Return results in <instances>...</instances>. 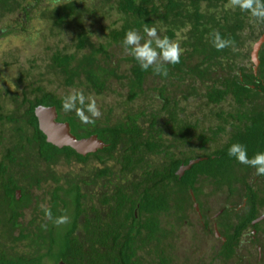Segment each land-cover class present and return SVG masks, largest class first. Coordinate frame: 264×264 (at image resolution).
Returning <instances> with one entry per match:
<instances>
[{"label": "trees", "instance_id": "1", "mask_svg": "<svg viewBox=\"0 0 264 264\" xmlns=\"http://www.w3.org/2000/svg\"><path fill=\"white\" fill-rule=\"evenodd\" d=\"M226 4L228 0H0V24L6 23L0 38L28 33L34 22L43 25L42 35L75 33L71 51L58 45L45 48L43 73H20L13 89H0V264H264V244L252 239L253 230L264 234V222L252 225L264 214V176L227 154L237 142L247 146L250 158L264 152V87L236 64L248 61L251 46L264 35V22ZM111 12L118 19L102 28L107 30L103 41L93 42L85 21L96 22ZM144 24L184 49L179 64L167 65L166 78L142 71L129 55L120 56L126 32L142 33ZM183 31V39H177ZM213 31L234 40L235 50L217 51ZM259 61L258 75L264 78V41ZM45 73L60 78L64 94L48 88L52 81L42 84ZM112 80L127 89L126 100L117 106L101 103L102 116L94 124L63 111L62 97L70 90L105 100ZM147 83L154 87L146 89ZM140 97L159 104L117 111ZM227 102L231 112L220 108ZM189 104L194 112L187 111ZM39 106L54 107L56 121L68 124L76 139L94 135L106 147L83 157L69 147L48 144L34 114ZM196 159L202 160L176 175ZM73 162L81 166L80 173H56L58 165ZM214 192L226 208L218 219L225 242L205 231L182 241L180 229L192 227L186 214L191 194L203 211ZM235 197L238 204L245 199L242 210L228 208ZM41 204L51 208L54 218L67 210L71 222L54 226L44 218ZM199 236L213 244L208 254ZM243 238L254 247L246 255L239 252ZM177 244L194 247V258L180 260Z\"/></svg>", "mask_w": 264, "mask_h": 264}, {"label": "rangeland", "instance_id": "2", "mask_svg": "<svg viewBox=\"0 0 264 264\" xmlns=\"http://www.w3.org/2000/svg\"><path fill=\"white\" fill-rule=\"evenodd\" d=\"M118 19V16L116 13L111 12L108 16H103L98 19L96 22H87L85 21L84 27L91 32V40L93 42H100L104 40V35L107 33L106 27L112 25V23ZM2 24H6L3 22ZM0 24V27L2 26ZM33 27L29 29L28 33H19L17 35H9L3 38H0V89H13V82L15 79L20 75V73H24V76H27V73L30 74L31 76L37 75L38 73H43L45 71V64L46 60L43 61L46 56L47 52L45 48L47 46H53V45H58L59 48L62 47H67L69 51H71L74 45V38H75V33L68 31L66 33H61L56 37H50L48 35H45L41 33L43 30V25L34 22ZM102 28H105L104 30ZM185 31L178 33L177 34V39H183L182 34ZM42 35V36H41ZM117 52V50H116ZM119 52V51H118ZM122 58L123 56L125 57V53H121L120 55ZM118 56L116 55V58ZM35 63V64H32ZM37 67H36V66ZM123 68H126V65L122 63ZM35 68V69H34ZM50 81L53 82V85L48 86V88L53 89L56 91L58 95L64 94V89L59 87V83L61 82L60 78L53 77L49 73H45L43 77H41V82L43 85H47ZM113 85L111 93L105 97V100H97V104L100 108L101 103L106 106L112 105V106H117L120 105L122 102L124 103L126 100V93L127 89L122 88L117 81L112 80ZM154 84L147 83L146 84V89L148 88H153ZM122 96V97H120ZM104 101V102H103ZM152 104L151 101L146 98V97H140L137 100H135L132 103H128L125 108V106H120L117 111L119 113H122L123 110H136V109H147L148 105ZM158 101H155L152 104V108H157ZM193 106L194 104H189V107L187 108L189 112H194L193 111ZM187 112V113H189ZM200 115V114H199ZM201 119L204 118L201 114ZM55 171L57 174L61 175H69V176H74L81 171V166L78 164H71V165H58L55 168ZM51 185V183H48ZM220 198H218L219 200ZM215 201V200H214ZM219 201H216V206L219 207L221 204L218 203ZM30 218V216L27 214L25 217V220L27 221ZM192 226L195 227V224H192ZM195 233L193 232V227L188 228V227H182L179 232V237L180 239L186 240V239H192ZM201 234V233H200ZM200 237V236H199ZM248 238V236H247ZM181 240L179 242H181ZM199 240V238H198ZM256 240V238H255ZM200 241L202 243V251H206L207 254L212 248L213 244L210 242H207L204 237H200ZM242 246L241 250H239L240 253L243 255H246V250H250L251 247H253L249 242L245 241L243 238L242 240ZM249 241V240H248ZM260 244H264V234L259 237ZM3 242L0 239V243ZM9 243V242H6ZM185 243V242H183ZM209 243V244H208ZM9 245V244H8ZM179 248L181 249L177 251V256L179 257L180 260H183L185 258H194L193 253L195 252L194 247L192 248L190 245L186 246L183 248L180 244ZM211 247V248H210ZM19 248V247H18ZM254 248V247H253ZM200 250V249H199ZM198 257V256H196ZM195 257V258H196ZM196 260V259H194ZM245 261V260H244ZM247 264V261H245Z\"/></svg>", "mask_w": 264, "mask_h": 264}, {"label": "clouds", "instance_id": "3", "mask_svg": "<svg viewBox=\"0 0 264 264\" xmlns=\"http://www.w3.org/2000/svg\"><path fill=\"white\" fill-rule=\"evenodd\" d=\"M225 8H239L241 12L250 13L255 20L264 22V0H228ZM210 35L217 51L229 47L235 50L234 40L223 39L219 31H213ZM121 43L125 54L134 58L142 71L151 69L155 75L165 78L169 74L167 65L179 64L184 53L177 41L167 35L161 36L157 27H149L148 24H144L142 33L136 29L128 30ZM62 109L65 113L74 111L85 125L94 124L102 116L96 99L91 95L86 96L82 89H72L62 97ZM227 154L238 163L254 168L255 175L264 176V152H258L250 158L247 146L237 142L228 148ZM40 207L44 218L56 227L71 222L67 210H62L63 214L54 218L50 207L43 204ZM42 228L47 229V224H43Z\"/></svg>", "mask_w": 264, "mask_h": 264}, {"label": "water", "instance_id": "4", "mask_svg": "<svg viewBox=\"0 0 264 264\" xmlns=\"http://www.w3.org/2000/svg\"><path fill=\"white\" fill-rule=\"evenodd\" d=\"M263 41L264 37H262L253 47L251 61L254 65H258V51ZM34 114L38 121V129L45 136L46 142L56 148L61 149L63 147H69L76 154L86 156L87 154H93L97 150L106 147V145L94 135L86 139H76L70 134L68 124L56 121L57 114L54 107L39 106L35 109ZM201 160L202 159L192 160L186 166H181L176 172V175L179 177L183 176L185 171H188L194 164H197ZM16 195V198L19 199L20 192L16 191ZM263 218L264 216L253 221L252 225L259 222ZM216 235L218 237V233H216ZM58 264L63 263L60 262Z\"/></svg>", "mask_w": 264, "mask_h": 264}, {"label": "flooded vegetation", "instance_id": "5", "mask_svg": "<svg viewBox=\"0 0 264 264\" xmlns=\"http://www.w3.org/2000/svg\"><path fill=\"white\" fill-rule=\"evenodd\" d=\"M262 37H264V35ZM260 39L257 40L251 46V49L249 50V59H248V61L247 60L243 61V63L236 62V64L239 66V68H243L244 67V69H245L244 73H248L249 71H251V74L254 77L257 78V81H259V84H261L264 87V78L260 77V74L258 75V70H259V66H260L259 52L261 50V46H260L259 51H258V65H254L252 63V61H251V53H252L253 47L258 41H260ZM262 43H261V45H262ZM220 72H223V71H220ZM239 73H242V72L239 71L238 74ZM240 81L242 82V78H240ZM229 102H227L225 105L223 103L222 105H220V108L222 107L223 110H225L227 112H231L232 108L229 105ZM216 122H218V120H214V123H216ZM227 128H228V131H230L229 130L230 127H227ZM88 155H90V154H87L86 156H88ZM86 156H83V157H86ZM252 179L257 181L258 177L257 176H253ZM210 191H212L211 188H210ZM216 196H217V194L214 192L210 197L207 198V200H206L207 204L206 205L208 206V208L205 207V209H203V211H202V208H200V206H199L200 203L199 202L197 203L195 201V198L191 194V200L193 201V204L190 207L189 211L186 212V214H187L188 222L191 223V225H189V226H192V224H195V227L192 226L193 227V232L195 234H196V232L204 233V231H205L216 242H217V240L220 239L221 242L224 243L225 239L221 238V236H220V234L218 232V223H219L218 219L222 215L224 209H226V208H225L224 204L222 203L223 201L221 202V205L219 207H215L216 206V198H217ZM237 198L238 197H235L234 202H230L229 203L228 208H230V209L234 208V210L239 211V210H242L245 207V202H246L245 199H243L242 202L238 204L239 201H238ZM196 205H197V208H196ZM263 216H264V214L261 215L260 217H258L257 219H259V218H261ZM223 220L226 221V219H224V218H223ZM262 222H264V218L262 220H260L259 222H257V223H262ZM186 224H187V221L184 220L183 225L185 226ZM216 233H218V237H217ZM252 234H253V236H252L253 240H255V238L259 239V237H261V235H257L256 234L255 230L252 231Z\"/></svg>", "mask_w": 264, "mask_h": 264}]
</instances>
